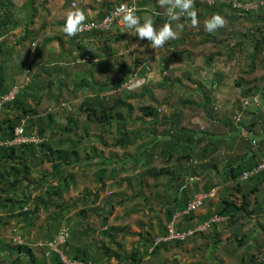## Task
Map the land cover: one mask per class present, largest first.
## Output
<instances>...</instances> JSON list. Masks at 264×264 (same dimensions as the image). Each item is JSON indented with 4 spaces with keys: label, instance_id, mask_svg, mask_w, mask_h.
<instances>
[{
    "label": "trees",
    "instance_id": "trees-1",
    "mask_svg": "<svg viewBox=\"0 0 264 264\" xmlns=\"http://www.w3.org/2000/svg\"><path fill=\"white\" fill-rule=\"evenodd\" d=\"M47 1L25 0L16 9L13 0H0V37H3L0 40V96L17 86L14 97L4 103L0 110V233L11 225L13 233V237L8 240L0 236V264H64L57 252L51 250L49 255L45 254L49 249L47 242L56 236L62 226H66L69 233L62 248L70 257L102 264L104 255L106 259L115 257L118 263L125 261L128 264H141L145 257H157L161 251H168L173 244L181 247L183 243H194L197 236L206 237L205 232H196L185 239L156 242L157 237L167 233V223L172 216L183 211L195 193L209 191L217 186L215 195L206 200H209L208 208L203 213L191 211L183 215L176 228L187 230L214 215L223 216L226 222L224 226L231 231L226 240L236 243L232 250L243 247L244 244L246 246L241 253L239 264H264V257L249 251L252 245L247 243L248 239L255 240L257 237L251 236L252 230H243L244 226L253 220L252 216L257 220L264 215V169L247 179H241L244 171L253 169L264 158V134L260 136L253 129L256 124L264 123V112L258 107L259 101L256 104L252 100L254 96L258 99L260 95L264 97V88L257 82L262 77L249 79L247 76L254 73L257 67H264V0H214L212 3L195 0L198 21L202 25L199 24L189 32L184 31L185 27L179 29L182 33L163 46L168 48V52L162 51L166 53L165 56H172L180 62L192 61L197 55L192 49L209 44L224 48L230 60L243 58V66L246 68L242 67L240 75L234 80L240 97L235 102L238 111H241V117L238 115L234 122L230 117L218 116L214 106L215 97L211 95L212 89L205 88L202 79H197L196 88L202 94L198 100H193L191 95L181 98L170 116H159V109L155 106L140 105L141 116L136 117L139 120L137 128H132L135 124L128 127L132 123L130 116L133 110L128 99L144 96L147 89H142L139 93L122 89L130 79L131 67L121 68L120 62L114 57L115 63H105L107 70L110 72L114 69L116 74L106 75L103 80H98L94 78V63H88L87 66L83 62H77L78 58H88L92 62L98 60L102 63L105 54H118L113 44L122 39L123 34L115 26L111 32L91 29L77 32L73 36L64 32L57 36L46 35L43 39L39 38V30L30 27V24H34ZM69 2L72 0H66V3ZM121 2H103L107 5L106 10L94 21H99ZM136 2V5L140 6L136 14L140 16L142 13H150L148 17L153 20L157 29L166 22L175 25L190 21L186 16H181L177 21H170L166 6L162 8L158 0ZM234 2H253L257 3L258 7L237 10L233 7ZM147 6L150 8L146 9ZM18 10L25 12L24 19L18 17ZM213 13L221 14L226 25L209 33L204 30V21ZM21 23L24 28L16 34L17 38L9 39V36L13 35L12 30L18 28ZM235 25L238 28H235ZM44 26L45 24H42L41 28ZM105 33L109 35L105 36ZM235 38L237 40L233 41ZM52 40L58 41L60 45L66 42L69 47L62 48L53 57V53L48 52L51 49L47 47ZM144 41L150 44L146 39ZM22 50L25 51V57L21 55ZM220 53L221 49L208 54L205 57L206 64L209 65L215 55ZM68 60L78 68L81 67L73 71L71 76L67 74ZM135 62L142 61L137 57ZM147 68L148 66L142 63V76L147 73ZM21 73L29 76L24 85H19L15 79L16 75ZM186 76H190V73L187 72ZM221 77L222 74L215 71L213 78H210L212 86L219 85ZM71 82L73 87L69 88L68 84ZM52 85L56 87L57 92H51ZM158 86L169 89L172 82L163 77ZM63 90L70 96H76L78 92L84 93L85 96L78 105L81 113H85L87 120L95 124L97 131L102 130L114 135L112 142L105 140L104 145L123 149H130L131 146L134 147L133 152L123 153L119 157L117 152L110 149L109 154L105 155L95 142L96 138L103 140V133L96 132L90 138L88 123H83L84 131L78 134L79 119L75 111H69L63 126L56 121L52 113L54 111L42 115L37 106L45 96L56 101L60 112L70 106L65 100L60 103L59 97L63 96ZM120 90H124L122 96H117L116 93ZM243 99L248 100L244 103ZM187 104L204 111L210 121H217V128L209 130L199 126L184 127L178 117L181 115V107ZM247 114L250 115L248 121L244 118ZM145 117L151 119L144 121ZM17 126L23 127V134H35L41 140L6 144L7 140L14 137ZM162 126L163 128L157 129ZM223 126L226 127L225 130ZM84 139H87L86 149L83 147L86 146ZM157 159L165 165L154 164ZM129 162L132 164L133 173L118 177L114 182L118 173L127 170ZM45 163L50 164V169L43 171L41 176L34 177L36 168ZM94 166L98 167L94 177L100 183L99 186L94 190L84 188L82 192L75 194L76 196L65 199L64 194L69 192L72 185H76V167L86 173ZM212 171L215 172L216 178L212 176ZM148 178L155 182L150 183L151 185L161 184L163 191L170 193L163 199L166 224L152 227L158 231L154 236L147 231L145 235L142 232H131L130 234L140 236L138 244L141 247L134 246L126 253L120 252L122 244L117 239L120 238L118 233L123 228L117 225H107L102 231L103 235L109 238L106 241L109 245L101 241L95 246L88 241L87 238H93L98 225L107 224L106 216L113 213L115 207L135 197L144 198L147 206L152 204L151 197H147L144 192V188L149 185ZM106 179L114 180L113 184L119 187L126 182L132 193L109 191L101 194V191H105ZM160 179L164 180L158 183ZM157 197L159 201L163 198L161 194ZM152 209L151 206L148 207V210ZM41 211H46L47 214L44 222L37 224ZM137 211V208H129L125 212L130 214ZM255 223L258 224L257 221ZM217 224L218 221L210 224L213 229L210 239L214 249L225 242ZM36 232L44 239L42 245L37 244L40 249L38 256L29 242L23 239L24 234L34 236ZM15 235H19L22 241L18 242ZM111 243L116 245V249L110 247ZM261 245L256 244L258 252ZM97 249H101L102 253H97ZM171 261L176 264L177 258L172 255Z\"/></svg>",
    "mask_w": 264,
    "mask_h": 264
},
{
    "label": "rangeland",
    "instance_id": "rangeland-1",
    "mask_svg": "<svg viewBox=\"0 0 264 264\" xmlns=\"http://www.w3.org/2000/svg\"><path fill=\"white\" fill-rule=\"evenodd\" d=\"M25 0H13L15 8H19L20 4ZM61 1V0H60ZM59 1V2H60ZM73 1V0H72ZM135 3L136 0H131ZM232 2L235 0H231ZM57 0H52L53 8L51 11H54L53 14L56 12L57 14L60 13L61 9L58 8ZM51 3V0H50ZM71 2H69V6L71 7ZM159 3V0H158ZM76 4V3H75ZM160 4V3H159ZM161 5V4H160ZM140 8V6H137ZM162 8H165V6H161ZM150 8V7H149ZM45 9V8H44ZM44 9L41 10L44 11ZM148 9V7L146 8ZM20 14L18 17L21 19H24L25 12L23 10H18ZM150 13L146 12L143 13V17H148ZM210 18L209 16L206 18ZM47 17H43V19L35 20L34 24H30V27L37 28V24L40 23V21L46 20ZM205 19V20H206ZM199 20V19H198ZM143 22V21H142ZM178 24L185 25V32H189L191 29H196L197 27L191 26L190 21L189 22H181ZM199 24H201L199 22ZM198 24V25H199ZM21 25H23L21 23ZM20 25V26H21ZM202 25V24H201ZM226 23L224 24V26ZM19 26V27H20ZM117 27L118 31L123 34V38L119 41H116L113 46L117 49L118 54L112 55V54H105L104 60L102 63H100L98 60H94V62L91 61V59H77V62H83L88 66V63H94V78L98 80H103L106 75L114 76L116 73V70L108 71L106 63L109 62V64L115 63V58H117V61L120 62L121 68H127L128 66L131 67V76L128 82H126L122 89H125L126 91H133V92H141L142 89H147L146 92H144V96L142 97H136L128 99V101L132 104L133 110L131 112L130 119L132 121L131 124L128 125V127H131L132 124H135V127L137 128L139 125V120L136 117L141 116V111L139 110L140 105H152L159 109V116L161 115H173V112L175 111V106L179 104V101L181 98H188L190 95L192 96L193 100H198L199 97L202 95L197 90V84L196 80L202 79L204 82L205 88L209 87L212 89L211 95L215 97L214 106L216 107L217 115L222 117H230L234 122L235 119L238 118V115L241 117V111H238L237 103L235 100L239 97L238 88L234 86V80L240 75V70L243 66V58H238L237 60H230L227 56L226 50L222 48L219 45L211 46L209 44L198 46L197 48H191L197 55L196 58L192 61H181L177 60L176 58L169 56H165V52L168 48L165 46L163 48H152L150 44H146L144 39L141 40L135 35H130L124 27V23H121L120 25L116 24L113 25L109 32L114 30V27ZM13 29V35L9 36V39H16L18 33L20 32V29ZM22 28L24 26H21ZM235 28H238V26L235 25ZM56 28H52L51 25L47 24L46 31H44L43 35L46 37V35L49 36H57L58 34H55L57 31ZM179 35L182 33V30L177 29ZM17 34V35H16ZM41 34V32H40ZM109 35V33H105V36ZM16 36V37H15ZM42 34L39 35V38H41ZM1 39V37H0ZM237 39H233V41H236ZM98 42V41H96ZM65 44L68 46L69 44L65 42ZM138 44V45H137ZM66 45L64 47L66 48ZM61 46V45H60ZM62 47V46H61ZM221 49L220 54L215 55V59L211 61V63L208 65L205 62V57L213 53L217 50ZM163 49V50H162ZM49 50L48 52H50ZM46 52V53H48ZM45 53V54H46ZM164 53V54H162ZM21 55L25 57V51L22 50ZM139 58L142 62H135L136 58ZM25 60V59H24ZM106 62V63H105ZM68 66V73L71 76V73L73 71H76L77 69H81V67L78 68L76 64L69 61L66 62ZM142 63H145L147 68V73L145 76H142L140 73L141 65ZM239 65V66H238ZM85 66V65H84ZM218 72L222 74V77L220 79L219 85L212 86L210 82V78H213L214 73ZM11 72H13L11 70ZM189 72L190 76H186V73ZM249 79H252L253 77H262L257 82L263 86L264 88V67L260 66L257 67L254 71V73H251L249 75ZM163 77H167L170 82H172V87L169 89L161 88L158 86V83L162 81ZM29 76H27L25 73L17 74L15 79L18 82L19 85H24L28 81ZM221 83V84H220ZM69 88L73 87V82L68 84ZM52 91L57 92V89L54 85L51 86ZM124 91V90H123ZM122 90L116 93L117 96H122L123 93ZM63 96H60V103L62 104L65 100V103H68L70 106L66 107L64 111L60 112L57 106L56 101L53 100V98L50 97H44L43 101L37 106L40 112L43 114L54 111L55 119L58 123H60L62 126L66 123L67 115L70 114L69 111H75L76 115L79 119V129L78 134H82L84 131V124L88 123V132L90 133V138L96 133V132H102L103 133V140H98L96 138L95 142L98 146V149L101 150L105 155L109 154V150L112 149L115 152L118 153L119 157L122 156L123 153L131 154L134 150V147L130 146V149H123L120 147H112L107 146L103 144V141H107L108 143L112 142V138L114 137L113 134H107V132H103L102 130L97 131L94 126V123H90V121L87 120L86 114L81 113L79 110L78 105L81 103V101L84 98V93L78 92L76 96H70L66 91H62ZM108 94H112L114 92H107ZM240 98V97H239ZM68 100V101H67ZM259 109L264 112V97L261 95L259 96ZM2 115H0L1 117ZM237 116V117H236ZM243 117V116H242ZM180 122L184 127L187 128H196V126H199L202 129H209V130H215L217 128L215 124L217 121H210L209 118L205 115V112L199 109L198 107L194 105L187 104L186 106L181 107V115ZM244 118L248 121L250 118V115H244ZM150 117H145L143 120L147 121L150 120ZM141 120V118H140ZM162 127H158L157 129H161ZM226 127L223 130H225ZM254 132L258 133L260 136L264 134V123L261 122L260 124H256L254 126ZM243 135L245 132L242 133ZM248 134V133H247ZM59 136V134L57 135ZM259 136V137H260ZM95 139V137L93 138ZM85 145L87 144V139H84ZM88 145V144H87ZM86 146L85 149L87 148ZM91 145V144H90ZM83 149V150H85ZM175 162V161H174ZM172 162V164L174 163ZM153 163V162H152ZM176 163V162H175ZM154 164L156 165H165L162 163V161L159 159L154 161ZM170 164V165H172ZM131 162H129V165H127V170L124 172H120L117 174L116 179L119 177H123L124 175L132 174V166ZM98 167L94 166L90 170H88L86 173L80 170V167H76L75 174L77 178V182L75 186H71L69 188V192H67L65 195V199L70 198V196L77 194L78 192H82L84 188L89 189H96L97 186H99V182L96 181L94 177V172L96 171ZM50 169V164L45 163L42 166L36 168L34 171V177H39L42 175L43 171H47ZM164 179L158 180V183H161ZM194 180V179H193ZM106 182V185H108L110 192L113 191H125L128 194L132 193V190L127 188V183L124 182L121 184L120 187H117L113 184L112 180L106 179L104 180ZM147 181L149 182V185H147L144 188V192L146 196H150L152 199L151 206L153 209L148 210V207L144 203V198H132L126 201L123 205L115 207L113 213L107 215V224L104 226H97L93 233V238H87L88 241L92 242L93 245L97 246L101 241H104L109 245L108 237L103 235V230L107 227V225L112 226H120L123 228V230L119 231L118 235H121V237L118 240H120L122 247L120 249L121 253H126L130 251L131 248L136 246L137 248H140L141 246L139 243V236L137 234H130L136 233V232H142L144 234L146 231L151 233L152 236L157 233V229L152 227H158L160 224H166V218L163 213V209L165 208L164 203V197H168L170 195L166 194L163 191V186L160 185H151L154 181L153 179L148 178ZM151 183V184H150ZM155 183V182H154ZM113 184V185H112ZM133 187H135L133 185ZM101 194H104V191H101ZM158 194H161L163 198L162 200H158ZM125 196V195H124ZM251 199L253 200V197L251 196ZM239 200V199H238ZM208 202L209 200L201 206L198 210L195 211V213H203L206 208H208ZM129 208H137L138 211L134 213H126L125 211ZM202 211V212H201ZM47 212L41 211L37 220V224L40 222H44L45 216ZM254 216H252L253 220H250L243 228L245 231L246 229H250L253 231L251 234L252 237H257L255 240H249L247 243H250L252 245V248H250L251 253H255L259 257H264V215L260 216L257 220H254ZM257 221L258 224L255 223ZM117 223V224H115ZM226 222L224 220L218 221V229L222 233V238L225 240L223 244L218 245L216 249H214L213 242L210 239V236L213 234V229L209 228L208 230H205V238H201L200 236L195 237L196 240L194 243H183L180 246L172 245L169 247L168 251H161L157 257L154 256H147L145 257L141 264H174L171 261L172 255L177 258V261H175L176 264H219L220 262L222 264H239L241 260V253L245 250V244L243 247H237L234 250L232 248L236 245L235 242L231 243V241H227L226 238L229 237L231 231L227 230V228L224 226ZM197 225V224H196ZM146 226H149L148 228ZM11 226L6 227L1 233L0 236L4 237L5 239H10L13 237V233H11ZM98 230V232H97ZM134 230V231H133ZM111 232V231H110ZM145 235V234H144ZM16 236V235H15ZM24 236V237H23ZM22 237L24 240H27L31 247L35 250L37 253V256L40 255V249L37 246V243H42L44 241L43 236L36 232L34 236L31 234H24ZM41 237V238H39ZM157 237V236H156ZM53 239V238H52ZM50 239L49 241H51ZM46 240V239H45ZM92 240H97L96 243H94ZM262 244L261 250L258 252L256 249V244ZM93 246V247H95ZM110 247L113 249H116V245L113 243L110 244ZM199 247V248H198ZM97 253H102L101 249L96 250ZM165 260V262H164ZM168 261V262H167ZM102 264H112L109 259H106L105 256H102L101 259ZM113 264H128L127 262L123 261L121 263H113Z\"/></svg>",
    "mask_w": 264,
    "mask_h": 264
},
{
    "label": "built area",
    "instance_id": "built-area-1",
    "mask_svg": "<svg viewBox=\"0 0 264 264\" xmlns=\"http://www.w3.org/2000/svg\"><path fill=\"white\" fill-rule=\"evenodd\" d=\"M206 1L208 3H212L214 0H201ZM135 6L136 10L138 9L135 2H121L114 8L110 9L107 14H105L99 21H87L83 23V26L81 27V30L78 32L91 30V29H101V30H109L113 25L121 23H124L121 17L124 15V13L127 11L129 7ZM233 7L237 10H250V9H256L258 7L257 3L253 2H234ZM3 37H1L0 40H2ZM17 92V86H14L11 91L8 93H5L0 96V110L2 109L4 103L11 100L15 93ZM245 100V101H244ZM248 99H243L244 103L247 102ZM252 100L254 103H258V97L254 96L252 97ZM41 139L35 135H26L23 134V127L17 126L15 129V135L11 140H7L6 144L12 145V144H18L21 142H27V141H33V142H39ZM0 144L2 142L0 141ZM264 169V158L261 159L260 162H258V165L254 167L251 170L244 171L241 175V179H247L249 176L257 173L260 170ZM217 188H212L209 191H199L194 194L192 199L188 202L187 207L180 212H176L171 220L167 223V233L164 236H159L156 238V242L159 241H168L171 239H185L188 236L194 235L196 232H204L205 230H208L210 228V224L215 221H222L225 220V217L220 215H214L213 217L209 218L208 220L199 223L195 225L194 227L188 228L187 230H178L176 228L177 222L180 220V218L185 215L189 214L191 211H196L201 206H203L206 202V200L209 197H212L215 195ZM69 233L66 226H62L61 229L58 231L56 236L51 240L47 242V245L49 247L48 250H46L45 254L49 255L50 251L53 250L57 252L60 256L61 261L64 264H97L96 262L92 260H81L78 258L70 257L66 251L63 250L62 245L66 243L68 239ZM18 242H21L22 239L19 235L15 236ZM39 245H42V243H37Z\"/></svg>",
    "mask_w": 264,
    "mask_h": 264
},
{
    "label": "clouds",
    "instance_id": "clouds-1",
    "mask_svg": "<svg viewBox=\"0 0 264 264\" xmlns=\"http://www.w3.org/2000/svg\"><path fill=\"white\" fill-rule=\"evenodd\" d=\"M161 6H166V14L170 21H177L181 16L190 19L191 26L197 27L199 24L195 0H159ZM124 27L130 35H135L139 39H146L154 49L163 47L169 40L176 39L179 35L177 29H182L183 24H173L166 22L158 29L154 27L150 17L141 18L136 14L133 5L129 7L121 17ZM143 19V22L141 20ZM86 20L85 13L80 9H74L68 15L63 25V30L68 36L75 35L81 30L83 22ZM225 24L224 17L219 13H213L210 18L204 21V30L213 33ZM138 45V44H137Z\"/></svg>",
    "mask_w": 264,
    "mask_h": 264
},
{
    "label": "crops",
    "instance_id": "crops-1",
    "mask_svg": "<svg viewBox=\"0 0 264 264\" xmlns=\"http://www.w3.org/2000/svg\"><path fill=\"white\" fill-rule=\"evenodd\" d=\"M60 0H57V2H59ZM105 1H112V2H121L122 0H73L70 4H71V7L69 6V3H66V0H61L59 3H57L58 5V8L61 9L60 13H54V11H51L52 8H53V3H52V0H51V3H50V0H48L46 3H45V9L44 11H40L38 13V16H37V20L39 19H43V17H47L46 20L44 21H40V23L37 24V30H39V35L42 34L41 38H45V36L43 35L44 31H46V28H47V24L48 25H51L52 28H56L57 32L55 34H62L64 33V30H63V26L62 24L65 23L64 21L68 18V15L71 11H73L74 9H80L82 10L84 13H85V16H86V20L85 21H88V20H96L97 18H99V15L103 14L104 10H106V6L107 5H104L103 2ZM76 3V4H75ZM148 8L150 6H147ZM108 10V9H107ZM143 14V13H142ZM140 14V17H143V15ZM143 21V19L141 20V22ZM42 24H45V26L43 28H41ZM22 26V25H21ZM19 27V29H23L22 27ZM24 26V25H23ZM18 29V28H16ZM41 32V34H40ZM46 33H48V31H46ZM49 36V35H48ZM35 44V43H34ZM64 45H66L65 43H63L61 46L59 44L58 41L56 40H52L50 42V44H48V48L51 49V53H53V57L56 55L55 53L59 52L60 50H62V48H65ZM69 45L67 46L66 45V48H68ZM124 172V171H123ZM212 176L215 177V172L212 171L211 172ZM216 178V177H215ZM114 180H112L113 182ZM117 180H115L114 182H116ZM116 186V185H115ZM98 187V186H97ZM119 187V186H117ZM122 187V186H121ZM218 187V186H217ZM216 187V188H217ZM104 193H108L110 191L108 185H106L105 189H104ZM120 191V190H119ZM198 210V209H197ZM202 212V211H201ZM117 224V223H115ZM147 228L149 226H146ZM134 231V230H133ZM121 237V235H119ZM139 236V235H138ZM140 238V236L138 237ZM106 258V257H105ZM109 261L113 264L114 262L117 263L118 261L115 259V257H111L109 259Z\"/></svg>",
    "mask_w": 264,
    "mask_h": 264
}]
</instances>
